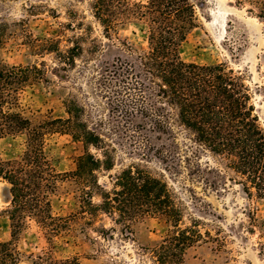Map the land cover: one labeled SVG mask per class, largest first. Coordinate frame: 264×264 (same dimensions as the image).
Masks as SVG:
<instances>
[{"label": "rangeland", "instance_id": "rangeland-1", "mask_svg": "<svg viewBox=\"0 0 264 264\" xmlns=\"http://www.w3.org/2000/svg\"><path fill=\"white\" fill-rule=\"evenodd\" d=\"M93 1L0 0V23L4 24L2 58L9 65H37L48 79L21 93L26 114L33 124L65 118L64 101L75 98L84 109L83 119L92 126L99 123L101 128L97 127L108 136L104 138L113 167L97 172L99 183L110 184V175L130 166L165 181L182 210V225L196 221L206 235L185 250V264H264L262 229L255 227L250 232L248 217L252 214L264 218V200L248 197L225 160L192 141L191 132L179 125L175 116L174 138L170 140L152 139L150 144H143L127 137L121 139L110 129L108 93L101 84L102 67L119 54L146 51L147 25L134 16H121L116 29L106 33L94 16ZM147 1L128 0L131 4ZM191 1L197 24L181 43L180 57L198 64L223 63L240 75L264 128L262 23L248 12L246 3L239 6L235 0ZM65 55H72L73 61ZM24 149V134L0 139L3 161L19 158ZM89 150L99 155V151ZM45 151L54 168L63 173L76 169L84 146L69 133L53 132L46 137ZM6 186L0 178V241L11 239ZM79 194L75 183L62 182L51 197L53 212L76 213ZM93 201H100L96 193ZM82 223L83 219H78L51 245L42 229L29 221L16 241L21 254L18 264H30L31 257L49 249L58 257H77L80 264H154L151 249L168 232L167 223L160 217L134 222L129 234L121 233V226L104 213L94 216L93 224L83 232L79 230ZM100 227L114 230L103 236L97 231Z\"/></svg>", "mask_w": 264, "mask_h": 264}, {"label": "trees", "instance_id": "trees-1", "mask_svg": "<svg viewBox=\"0 0 264 264\" xmlns=\"http://www.w3.org/2000/svg\"><path fill=\"white\" fill-rule=\"evenodd\" d=\"M235 3L248 4V12L255 14L264 29V0ZM92 9L106 33L116 29L121 16H134L147 25L146 51L119 54L102 67L101 84L108 93L110 129L121 139L150 144L152 139L174 138L175 116L179 125L191 132L192 141L225 160L248 197L264 200V128L243 78L223 63L198 64L180 57L181 43L197 24L193 2L148 0L131 4L128 0H94ZM3 30L4 24L0 23V50ZM65 57L73 61L72 55ZM262 64L264 68V53ZM40 81H48L42 68L9 65L0 52V139L25 135V149L19 158L0 159V178L7 183L5 199L11 229V239L0 241V264L20 262L16 241L29 221H34L48 243L54 245L55 239L78 219H83L79 228L83 232L98 213L119 224L123 234L131 233L132 224L141 219H164L168 232L151 249L154 264H185V250L206 235L196 221L182 225V210L166 182L130 166L110 175V184L99 183L97 172L113 167L104 138L107 133L101 131L99 123L100 128L83 119L84 109L75 98L64 101L67 117L33 124L21 104V93ZM53 132L69 133L82 142L84 153L78 157L76 169L62 173L51 164L45 140ZM90 148L99 155L91 153ZM65 180L75 183L80 192L78 211L58 215L52 210L51 197ZM94 193L99 202L93 201ZM248 217L249 231L260 227L264 236V218L252 214ZM111 230L113 227L97 229L103 236ZM30 264L80 262L74 256L58 257L49 249L31 257Z\"/></svg>", "mask_w": 264, "mask_h": 264}]
</instances>
